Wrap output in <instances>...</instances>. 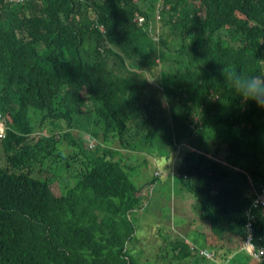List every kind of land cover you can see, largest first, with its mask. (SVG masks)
Here are the masks:
<instances>
[{
    "label": "trees",
    "instance_id": "obj_1",
    "mask_svg": "<svg viewBox=\"0 0 264 264\" xmlns=\"http://www.w3.org/2000/svg\"><path fill=\"white\" fill-rule=\"evenodd\" d=\"M221 64L264 77V0H0V264H141L133 216L165 175L137 187L122 151L171 162L177 146L194 231L166 235L144 264H264L244 250L264 190V108Z\"/></svg>",
    "mask_w": 264,
    "mask_h": 264
},
{
    "label": "rangeland",
    "instance_id": "obj_2",
    "mask_svg": "<svg viewBox=\"0 0 264 264\" xmlns=\"http://www.w3.org/2000/svg\"><path fill=\"white\" fill-rule=\"evenodd\" d=\"M88 141L91 150L96 149L97 143L95 144L94 140L90 141L88 139ZM101 144H103V141ZM111 144L112 146L110 149L121 150L117 142L113 141ZM177 148L179 149V153L174 152L172 166L169 162L165 165V162L163 163L158 157L122 151V158L125 159L126 165L129 168L138 169L137 171H129L137 187L140 188L150 183L153 180L156 170L159 171L157 176L163 177L165 175V177L159 181L154 193L143 202L144 205L142 208L144 210L133 216V221L137 228V234L135 235L137 240L134 244L130 245V249L141 264L149 261L155 262L159 259L156 257L160 249L166 245V235L176 234L187 237L194 231L191 226L192 222L195 220L192 207L196 200L189 193L183 194L174 179V175L179 167V157L181 155L182 146H177ZM61 149L66 152V156L68 157L72 154V151L66 143ZM53 150V146H48L46 152L49 153ZM213 157L214 156H212V158ZM167 167L168 169L171 168V171L167 172L168 174L165 173V168ZM67 174L68 172L62 169L59 172V183L53 188L57 197L60 196V190H62V188L66 191V186L68 185H63L68 181ZM43 176L44 174L42 175L40 173V168H37L36 177H39V179L46 178ZM50 176L51 175H48V177ZM74 184L75 183L70 185L74 186ZM196 236L197 234L194 233V237Z\"/></svg>",
    "mask_w": 264,
    "mask_h": 264
},
{
    "label": "clouds",
    "instance_id": "obj_3",
    "mask_svg": "<svg viewBox=\"0 0 264 264\" xmlns=\"http://www.w3.org/2000/svg\"><path fill=\"white\" fill-rule=\"evenodd\" d=\"M221 65L220 73L235 94L245 102H255L258 107L264 108V77L246 76L232 65Z\"/></svg>",
    "mask_w": 264,
    "mask_h": 264
},
{
    "label": "built area",
    "instance_id": "obj_4",
    "mask_svg": "<svg viewBox=\"0 0 264 264\" xmlns=\"http://www.w3.org/2000/svg\"><path fill=\"white\" fill-rule=\"evenodd\" d=\"M8 1L11 3L20 4V3H24L26 0H8ZM8 129H9L8 117L4 115H0V138H5V136H7ZM261 209H264V190L263 193L259 195L258 198L255 200L253 206L248 210L247 212L248 222L246 223V230L248 236L244 250L258 263H264V243L260 248H258L254 240V230L257 222V212ZM200 257L205 258L207 261H211V262L215 261V257L207 251H202L200 253Z\"/></svg>",
    "mask_w": 264,
    "mask_h": 264
},
{
    "label": "crops",
    "instance_id": "obj_5",
    "mask_svg": "<svg viewBox=\"0 0 264 264\" xmlns=\"http://www.w3.org/2000/svg\"><path fill=\"white\" fill-rule=\"evenodd\" d=\"M173 161H174V159H173L171 162H169V163H171V166H172V162H173ZM162 162H163V163L165 162V165L168 164L166 161H162ZM171 166H170V167H171ZM166 171H167V172L169 171L168 167L165 168V173H167ZM170 171H171V168H170ZM167 174H168V173H167ZM164 177H165V176H164ZM164 177H163V178H164Z\"/></svg>",
    "mask_w": 264,
    "mask_h": 264
}]
</instances>
